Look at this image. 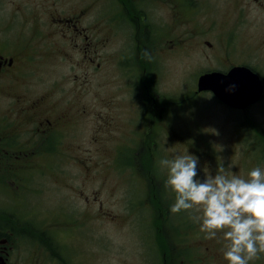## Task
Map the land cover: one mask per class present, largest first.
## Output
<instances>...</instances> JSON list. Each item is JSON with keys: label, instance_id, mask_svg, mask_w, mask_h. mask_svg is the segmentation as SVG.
I'll return each mask as SVG.
<instances>
[{"label": "rangeland", "instance_id": "374dc122", "mask_svg": "<svg viewBox=\"0 0 264 264\" xmlns=\"http://www.w3.org/2000/svg\"><path fill=\"white\" fill-rule=\"evenodd\" d=\"M211 1L217 6V18L224 16L218 33L226 38L240 20L239 32L243 34V38L238 46L250 42L247 54L253 58L254 64L264 65V12L253 3L248 5L249 0H223L224 4L222 0ZM262 1L264 5V0ZM82 2L59 0L58 3L50 2L48 5L45 0H32L31 5H28L23 0H0V37H8L7 42H0V48H6L10 52L23 51L22 64H18L23 74L17 73L19 76L14 75L11 82L4 83L0 91V110H6L10 103L7 99L11 96L23 103L25 98L26 101L44 98L43 110H48L50 116L58 118L59 115H66L63 121L58 119V122L61 121L58 129L67 132L63 148L65 151L57 149L56 140L52 137L45 144L43 155L48 159L45 157L46 160L43 158L40 160L41 165L38 164L40 167L44 164L47 167L42 172L30 167L24 172L23 178L15 177L19 180L15 184L1 178L0 206L10 208L16 205L19 212L16 217L43 223L53 215L51 207L55 206L53 209L60 211L56 204L63 201V211H73L80 223L88 222L86 226L76 230L75 234L64 236L66 242L78 248L77 262L86 264H149L147 261L151 256L142 260L138 258L141 256L139 245L141 247L145 244L142 247L145 253L148 250L150 252L151 248L148 246L152 240L154 222L159 225V234L164 235L165 231L170 236L169 242L180 238V234L184 232L188 240L183 243V248H190L200 240V245H204V242L221 241L223 235L220 232L215 239L205 238L206 234L200 230L202 212L195 208L175 214L166 212L167 216L164 217L165 209L168 205H173L175 197L172 192L166 193V190H170L163 183L166 182L167 169L161 167V160L188 152L198 158L196 178L201 182L206 174L215 176L219 166L224 167L226 173L244 175L242 178H248L251 171V166H243L244 146L241 138L228 130L230 127L226 113L213 108L209 110L210 116L206 117L204 104L211 102V98L204 93L191 97L197 90L198 77L211 71L208 70L211 66L207 61L201 63L197 59H204L200 54L202 49L189 59L182 60L177 56L175 61H167L156 74L159 93L173 97L172 101H161L157 114L162 111V102L166 103L169 108L166 111L173 114L176 130L185 141L175 134L174 128L168 134L165 130L153 135L150 131H145L139 137V133L132 134L127 129L128 118L142 95L138 87L140 79L134 74L136 69H128V81L124 83L120 69L115 65L122 50L132 52L131 42H128L130 39L112 41L113 46L86 54L76 45L78 42L83 47L86 41L81 37L75 38L71 30L59 26L58 16H73L75 8ZM251 20L255 23L254 27L251 26ZM213 34L210 33L208 37L212 39ZM7 56L11 55L8 53ZM218 59L213 62L218 63ZM100 63L102 68L98 66ZM138 70L142 75L143 69ZM31 83L33 87L28 93ZM97 91L98 99L101 100L95 101ZM183 97L190 98L179 100ZM84 109L93 114L83 112ZM78 118L81 120L77 122ZM256 118L259 122H264L263 110L257 109ZM110 119L118 123L112 128L111 141L108 139L101 145L94 144L95 133L101 126L104 127V121ZM119 119L121 122H118ZM206 126H209L208 129ZM149 135L157 141L155 146L150 145ZM123 137L127 143L119 148ZM227 147L230 149L229 153ZM232 147L234 154L231 152ZM131 155H134L135 167L127 166L128 163H133ZM152 155L157 158H154L157 162L154 169L156 177L150 172L148 163L152 161H144L146 156L153 157ZM115 160L116 164L112 162ZM14 162L20 161L14 158ZM23 162L30 164L28 159ZM207 164L213 170L208 169ZM121 166H127L122 170L123 173L120 172ZM257 167L264 169V165L258 163ZM149 188L153 192L160 190V197L156 198ZM148 193L151 202L149 205L144 200ZM142 201V208L135 206ZM147 205L148 209L145 208ZM186 217L189 224L180 226L178 221L183 222ZM3 220L4 217L1 216L0 221ZM189 248L187 247L188 254L194 253ZM25 249L24 257L30 259L34 251L32 245L26 243Z\"/></svg>", "mask_w": 264, "mask_h": 264}, {"label": "flooded vegetation", "instance_id": "af4514ba", "mask_svg": "<svg viewBox=\"0 0 264 264\" xmlns=\"http://www.w3.org/2000/svg\"><path fill=\"white\" fill-rule=\"evenodd\" d=\"M45 1L48 2V5L50 2L53 4L59 2V0ZM82 1L75 8V12L73 9V16L66 15V18L58 16L57 19L59 26L71 30L75 38L81 37L86 41L83 47L76 42L81 52L92 54L98 52V49L113 46L112 41L130 39L127 40L131 42L132 52L122 50L119 58L115 61L124 83L128 81L126 74L128 69H136L134 74L137 79H140L138 87L141 89L142 95L137 99V106L128 118L129 127L127 130L130 133L145 131L155 133L164 130L171 131L173 128L176 130V123L172 120L173 114L166 111L169 108L164 103L172 101L173 97L163 96L159 93L156 74L162 66L167 64V61H175L177 56L182 60L189 59L194 53H197L196 51L202 49L200 54L204 59H197L201 63H204V60L207 61L211 66L208 70L227 72L235 67H245L260 78L263 93L259 101L245 105L243 108H233L218 99L214 93L206 91L204 95L211 98L212 101L204 104V111L205 116L209 117L210 109L223 110L227 115L229 131L236 133L239 138L241 134L253 136L249 148L244 151L243 166H251L252 170L257 166V163L261 166L264 165V122L261 123L256 118L257 109L264 112V65L254 64L253 58L251 59L250 54H247L250 42L238 46L239 41L243 38V34L239 32L240 20L233 26L229 35L224 38L222 34L218 33L224 16L220 15V18H217L215 15L217 6L211 0ZM23 2L31 5L32 0H23ZM262 2V0H249L248 5L253 3L257 9L264 12ZM222 4H224L223 0ZM262 22L264 24V21ZM251 26H255L253 20H251ZM210 33H214L212 39L208 37ZM7 39L8 37H0V42H7ZM5 49L0 48V91L4 83L11 82L14 75L23 74L21 66H18V64H22L21 54L23 51H12V53ZM7 51L11 56H7ZM145 53L150 55L145 56ZM222 56H224L223 60ZM214 59H218L219 62L214 63ZM98 66L102 68V63ZM139 68L143 69L142 75ZM225 69L227 71H224ZM29 77L30 75H28ZM20 79L18 78V80ZM128 84H126L127 87ZM32 87L31 83L28 86V93ZM100 87L98 88L100 89ZM194 92L196 94L191 96L193 98L202 94ZM97 93L98 91L94 95L95 101L101 100L98 99ZM189 98L183 97L179 100ZM7 100L10 103L6 106V110H0V182L2 178L15 184L19 181L15 177L23 178V174L28 168L33 167L41 172L47 168L44 167L45 164L42 165L43 167L38 164L41 165V159H48L46 155H43V150L51 137L56 140L57 149L65 151L63 148L67 132L58 129V123L61 122H58V119L63 121L64 118L66 119V115H59L58 118L50 116L48 110H43L44 98H36L31 101H26L25 98L23 99L25 103L12 96ZM162 100L165 108L162 107L160 113L162 115L158 117L160 114L158 115L157 111H159ZM83 112L89 111L84 109ZM76 120L78 122L81 118ZM99 121L102 123L101 120ZM104 122V127L101 126L94 135V144L101 145L108 139L111 141L112 128L118 125L111 119ZM118 122H121V119ZM97 123L98 121L95 125ZM208 127L206 126V129ZM117 143L119 144L120 141ZM126 143L123 137L119 146ZM232 148L231 152L234 154V148ZM227 152L229 153L230 149ZM14 158L20 162L15 163ZM24 159H28L30 164H25ZM83 164L86 166L85 163ZM207 167H209L208 164ZM210 168L213 170L212 167ZM239 176L244 177V175ZM151 178L153 180V177ZM56 206L60 207V211L54 210L55 206H52L50 211L53 215L43 223L34 219L22 220L16 217L17 213L19 214L16 205L10 208L0 206V218L4 217V220L0 221V264H86V262H77L79 255L76 254V250L78 248L70 242H66L64 236L75 234L76 230L86 226L88 222L80 223L73 211H63V201ZM166 212L169 213V211ZM166 212L164 217L167 216ZM179 224L185 226L189 222L185 220ZM220 233L223 235L222 232ZM169 239L170 236L165 231L164 237H154L149 241L150 246H147L154 251V246L157 244L156 252L143 254L140 257L144 259L151 256L147 261L149 264H228L224 259V252L227 250V241L224 239L214 243L204 242V245H200L202 243L200 240L190 248L187 246L189 250H194V253L190 252L189 254L187 247H182L183 243L188 240L184 232L180 234V238L172 240L173 242H169ZM26 243L32 245L34 249L30 259L24 257ZM143 245L139 250H145L142 248ZM249 264H264V253H260L258 258L250 261Z\"/></svg>", "mask_w": 264, "mask_h": 264}, {"label": "clouds", "instance_id": "9594fccd", "mask_svg": "<svg viewBox=\"0 0 264 264\" xmlns=\"http://www.w3.org/2000/svg\"><path fill=\"white\" fill-rule=\"evenodd\" d=\"M159 163L167 169L166 187L175 197L170 211H201L205 238L223 233L228 264H249L264 253V169L255 167L242 178L219 166L215 176L206 174L201 182L196 178L198 158L188 152Z\"/></svg>", "mask_w": 264, "mask_h": 264}, {"label": "water", "instance_id": "95a60500", "mask_svg": "<svg viewBox=\"0 0 264 264\" xmlns=\"http://www.w3.org/2000/svg\"><path fill=\"white\" fill-rule=\"evenodd\" d=\"M211 90L232 107H244L260 98L263 86L260 78L245 67H236L227 74L214 72L202 75L199 91Z\"/></svg>", "mask_w": 264, "mask_h": 264}, {"label": "trees", "instance_id": "16d2710c", "mask_svg": "<svg viewBox=\"0 0 264 264\" xmlns=\"http://www.w3.org/2000/svg\"><path fill=\"white\" fill-rule=\"evenodd\" d=\"M148 159H150L149 157H148ZM149 167H150V172H155L154 171V163H152V162H149ZM150 189V188H149ZM151 190V192H152V194L157 198V197H160V196H158V193L159 192H157V190L155 191V192H153V190L152 189H150ZM152 195V196H153ZM153 201H154V197H153ZM159 230V229H158ZM157 234V233H156ZM157 236L158 237H160V238H162V236L160 235V234H157Z\"/></svg>", "mask_w": 264, "mask_h": 264}, {"label": "bare ground", "instance_id": "6f19581e", "mask_svg": "<svg viewBox=\"0 0 264 264\" xmlns=\"http://www.w3.org/2000/svg\"><path fill=\"white\" fill-rule=\"evenodd\" d=\"M11 55V54H10ZM252 109V108H251Z\"/></svg>", "mask_w": 264, "mask_h": 264}]
</instances>
